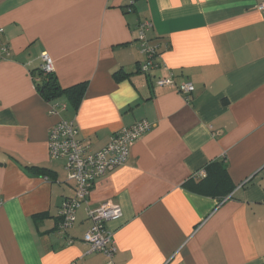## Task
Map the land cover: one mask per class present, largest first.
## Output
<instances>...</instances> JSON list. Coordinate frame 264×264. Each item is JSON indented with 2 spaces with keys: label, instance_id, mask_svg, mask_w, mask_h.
Wrapping results in <instances>:
<instances>
[{
  "label": "crops",
  "instance_id": "1",
  "mask_svg": "<svg viewBox=\"0 0 264 264\" xmlns=\"http://www.w3.org/2000/svg\"><path fill=\"white\" fill-rule=\"evenodd\" d=\"M260 1L0 0L12 50L0 61V264H105L83 237L88 209L108 200L122 208L109 222L114 264H264ZM144 20L158 50L149 74L139 70ZM43 52L62 88L86 83L77 107L66 94L49 102L37 90ZM170 75L194 92L156 84ZM55 102L67 108L52 114ZM64 119L92 152L140 120L153 126L61 232L60 208L76 190L66 160L50 158L48 137ZM214 163L229 176L220 187ZM206 168L215 177L198 185Z\"/></svg>",
  "mask_w": 264,
  "mask_h": 264
},
{
  "label": "built area",
  "instance_id": "2",
  "mask_svg": "<svg viewBox=\"0 0 264 264\" xmlns=\"http://www.w3.org/2000/svg\"><path fill=\"white\" fill-rule=\"evenodd\" d=\"M257 9L264 14V0H261ZM130 10V9H129ZM153 27L150 20H144L138 25V40L141 42V51L146 60L140 66V72L149 74L157 66L156 45H151L148 31ZM12 55L10 44L5 37V29L0 26V61L9 59ZM41 69L44 73L54 72V62L48 52L41 54ZM39 80V78H34ZM159 86H168L177 89L186 97L195 90L191 81L177 83L174 76L160 77L156 80ZM67 108L66 104L53 103L50 113L56 114ZM153 124L148 120H140L135 124L124 127L111 137L109 143L96 152L90 150L88 143L79 137V128L73 120H61L53 126L48 137V151L53 160L65 159V166L69 180L75 183V196L65 199L59 211V229L66 232L76 221V212L87 202L88 196L96 181L109 171L126 164L131 155L134 143L141 138ZM198 176H206V171L200 170ZM91 226L85 232L83 240L88 243L92 251H98L107 258L105 264H114L113 258L118 250L114 233L109 229V222L122 217V208L119 204L108 200L94 209H88Z\"/></svg>",
  "mask_w": 264,
  "mask_h": 264
},
{
  "label": "trees",
  "instance_id": "3",
  "mask_svg": "<svg viewBox=\"0 0 264 264\" xmlns=\"http://www.w3.org/2000/svg\"><path fill=\"white\" fill-rule=\"evenodd\" d=\"M35 72H38V76L34 78H39V80H35L36 88L39 91V93L46 99L47 101L53 102L56 100L59 96L66 94L69 99L71 100L72 104L77 107L80 103L81 97L83 95L85 85L86 83H80L76 84L74 86L68 87V88H62V86L58 83L57 78L55 76V73H44L42 69L35 70ZM116 77L122 78L125 75L121 72H116ZM218 168L216 169V177L214 176L213 172L210 173L208 168H206V176L201 178V181H199L198 185L201 184L203 181L207 180L208 178H213L215 180H212L215 183V187H220L226 182L229 181V176L226 172V169L223 167V165L220 163H214ZM43 215V214H42Z\"/></svg>",
  "mask_w": 264,
  "mask_h": 264
}]
</instances>
